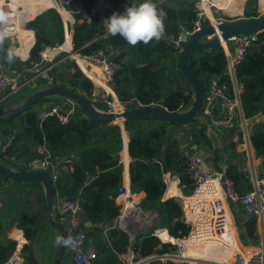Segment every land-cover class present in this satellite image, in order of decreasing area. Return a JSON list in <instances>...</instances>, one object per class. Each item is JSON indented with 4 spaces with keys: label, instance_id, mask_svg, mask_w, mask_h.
Listing matches in <instances>:
<instances>
[{
    "label": "trees",
    "instance_id": "trees-1",
    "mask_svg": "<svg viewBox=\"0 0 264 264\" xmlns=\"http://www.w3.org/2000/svg\"><path fill=\"white\" fill-rule=\"evenodd\" d=\"M78 1L81 2L83 9L81 13L76 14V23L70 27L73 50L82 55L91 54L102 46L99 36L105 33L104 20L96 7L97 0ZM110 1L112 9L106 10L107 17L114 11H122L127 2H133V0ZM171 1L176 0L158 3V7L164 8L167 12L166 31L160 41H151L146 45L143 43L131 45L123 37L112 36L108 33L106 41L113 46L114 50L119 51L115 56L119 68L112 81V87L120 101L126 104V108L141 105H162L170 111H177L184 110L191 104L193 91L190 84H188L190 89L184 88L180 84L176 85L174 78L165 72V68H155L157 60L161 59V53H164L165 50L169 52L177 50L171 46L172 41L169 40V37L178 36L182 26L192 30L198 19V10L191 1L182 0L181 7L171 5ZM47 7L51 8L46 9ZM260 7L264 9L263 6ZM7 9L12 18L10 24L15 25L21 34L32 33L34 35L33 31L29 29H33L35 32V43L30 49V55L20 65H17L15 61L8 62L4 58L7 48L5 42L0 56L13 69L24 71L26 70L24 66L32 68L35 62L40 61V52L45 46L54 47L63 43L65 31L62 17L47 0H12L11 6L9 5ZM222 10L229 14L242 11L241 8ZM246 13V18L258 16L256 11L248 10ZM28 19L32 20L23 26V23ZM203 25L208 27L209 21H204ZM177 59L178 57L175 59L176 67ZM191 64L199 76H204L207 80L217 78L228 92H232L233 84L228 73L227 54L222 45L198 50L193 54ZM235 72L237 79L243 83L241 98L245 116L253 118L258 114L264 115V31L259 33V41L249 48L245 58L236 64ZM57 77L56 82L63 85L68 84L89 98L95 89L94 82L82 72L76 63L75 71L67 82L64 81L65 74L60 73ZM42 83H45L44 80L36 83L35 86ZM31 89L33 88L26 86L21 92ZM162 97H164L163 101ZM51 98H44L31 105L23 113L3 122L7 125L2 127V133L10 136L11 134L8 133L11 129L12 132H15L11 122L16 117L20 121L21 128L14 136L10 152L16 153L19 160L30 149L28 140L34 141L36 145L45 144L53 155L72 158L73 169L61 173L55 182L56 191L60 195L80 197L84 219L87 218L94 223V227H87L84 224L83 228L88 231L86 242L96 243L100 250L96 264H120L117 252H127L130 244L129 233L123 229L112 227L108 230L109 240H106L102 235L103 240L96 241L94 235L101 236L104 227L109 226L120 215V205L116 201V196L123 181V166L119 155L122 149L121 126L110 121L85 119L78 107L67 124H61L56 116H49L41 122L38 106L43 107L44 103ZM204 119L202 116L200 119L183 124V126L190 124L195 141L212 147L213 143L205 131L207 124ZM170 126L182 125L159 120L125 121V128L130 138L129 155L132 158L129 167L131 189L133 192L144 191L146 194L142 200V206L145 209L158 210L160 212V227H166L171 235L180 237L187 235L190 227L182 218L183 211L180 203L173 198L162 199L166 191L163 174L171 172L178 176L182 183H189L190 180L187 176L188 165L183 155L184 151L180 146L181 142L176 136H170ZM251 140L256 155L263 157L264 164V121L253 124ZM23 148V152H20ZM214 151L216 150L214 149ZM10 164L21 170H29L27 163L10 162ZM239 173L234 168L230 174L235 182H238L241 177ZM5 182L6 178L0 174V186H3ZM246 185L251 188L248 184ZM32 227H22L28 238ZM164 232L165 230H161L159 237L169 240L170 237L167 238ZM245 238L247 243H254L258 239L254 219H250L245 226ZM228 239L230 241V238ZM16 243L15 240L9 238L4 242L0 241V262L13 253ZM134 243L143 254L151 253L154 250L166 252L175 249L173 244L162 243L158 237L151 234L139 233L135 237ZM230 244L231 242L224 243L209 250L204 244L190 246L189 253L203 256L204 253L218 252L220 256L224 257ZM172 264L186 263L172 262Z\"/></svg>",
    "mask_w": 264,
    "mask_h": 264
},
{
    "label": "built area",
    "instance_id": "built-area-1",
    "mask_svg": "<svg viewBox=\"0 0 264 264\" xmlns=\"http://www.w3.org/2000/svg\"><path fill=\"white\" fill-rule=\"evenodd\" d=\"M73 2V0H62L61 4L63 8H66ZM6 11L8 9L0 10V17H2L0 18V31L6 30L9 35L12 33L13 25L9 24ZM200 21L203 22L204 19L196 21V26L192 30L187 29L189 35L201 29ZM215 22L220 23L222 20ZM187 39L188 36L181 31L173 39L172 44L176 49L181 50ZM227 40L234 41V47L229 46L228 43L223 46L227 54L228 73L232 79L233 90L228 92L217 78L208 80L202 116L206 120V129L212 137H219L218 135H220L222 138L225 131L236 129L250 147L252 126L250 118H247L244 113L241 98L243 83L237 79L235 67L245 58L249 48L259 41V33L242 34ZM108 48L112 49L111 45H108ZM234 48L238 51L234 52ZM40 55V61L33 64V67L28 71L29 74L13 69L0 59V105L20 93L24 87L34 86L38 79H45L47 82L55 81V76L51 75L52 65L44 62L47 57L46 52L42 50ZM80 55L87 63L101 68L103 80L111 88L119 65L110 56L106 47L102 46L91 54ZM8 67L12 69L15 75L8 72ZM90 99L96 105L107 110L118 111L126 108V104L113 99L110 91L106 88L101 89L100 92L94 89ZM76 107L73 103L68 112H63L59 107L53 106L39 114V119L43 122L49 116H56L61 124H67L74 116ZM12 143L13 138L1 145L0 156L9 162L16 163L19 162V159L16 153L10 152ZM183 155L188 165V176L192 181V189L183 199L184 220L190 226L188 234L180 237L170 234L169 240H163L157 234L159 229H156L150 234L159 237L163 243L173 244L174 250L166 252L154 250L151 253L143 254L133 242L128 247L127 253L123 257L120 256V264H172V262L186 264H264V164L257 162L250 155L248 164L243 169V176L251 188L247 187L243 190L230 176L231 163L225 162L220 167L212 169L205 155L199 151H184ZM61 162L64 164L72 163V158L53 155L46 145L42 144L37 154L30 159L28 166L35 168L34 170L47 171L56 182L61 175ZM125 191L126 189L123 187L119 189L120 193H125ZM56 198L54 212L56 210L57 220L64 229L63 244L68 255L62 264H96L98 251L86 242L87 231L83 228L85 220L80 197H68L57 193ZM3 208L4 198L0 193V219ZM239 208L243 214L245 213L240 221V214L237 210ZM135 210L136 208L133 209L131 218L127 219L133 224H136L137 221L135 220L139 217L138 213H134ZM232 210L238 215L237 226L232 220ZM134 214L137 216L136 218ZM250 218L255 220L258 227V239L254 243H247L246 238L242 242L238 236V226L243 228ZM231 224L233 229H231ZM16 231H21L24 235L22 230L16 229ZM243 234L245 237L244 228ZM231 237L235 243L236 241L242 243L244 251L237 248L234 254L225 261H217L211 257L200 258L188 251L190 245L211 244V246L219 247L225 243L226 238ZM13 238L17 241L16 247L13 253L0 264H29L25 253L27 242L21 246L20 241L15 236Z\"/></svg>",
    "mask_w": 264,
    "mask_h": 264
},
{
    "label": "crops",
    "instance_id": "crops-1",
    "mask_svg": "<svg viewBox=\"0 0 264 264\" xmlns=\"http://www.w3.org/2000/svg\"><path fill=\"white\" fill-rule=\"evenodd\" d=\"M73 1H74L73 4L67 6L66 8L62 7L63 8L62 11H65L66 14H67L66 17H64L63 13L60 10L58 11L60 13L61 17H62V20H63L64 31H65L64 41H63V43L61 45H58V46H54V47L45 46L44 47L43 50L47 54L46 60L44 62L46 64L52 65V69H54L55 65H57L58 63L63 62L65 60V57H62L59 60H55V59L53 60L54 56H56V54H58V52H64L66 54L70 53L74 57V59L76 60L78 66L82 70V72L94 82L95 88L97 86L100 89H103V88L108 89L110 91V93H111V97L113 99H115L116 101H118L120 99H119L118 95L116 94V92L114 91V89L112 87L111 88L108 87L106 85V83L104 82L101 68L96 66V65H92L90 63H87L81 57V55L79 53L73 54V52H72V50H73V41H72L73 37H72V32H69V29H70L71 24L73 25L75 23V21H76V18H75L76 14L77 13H81L82 9H83L82 4H81L80 1H78V0H73ZM163 1H166V0H157V3L163 2ZM243 1L244 0H210L209 3L211 4V6H215V7L219 8V9L235 10V9H238V8L242 9V5L241 4L243 3ZM47 2L52 7L55 5L53 0H47ZM259 3L264 5V0H259ZM96 7L101 12L102 18L104 20V28H105V33L100 35L99 38L102 40V46L106 47L107 51L110 53V56L115 59V56L119 53V51L114 50L113 46L109 42L106 41V38L108 36V33L106 31V23H107L106 18H108L107 15H106V10L107 9H112L111 1L110 0H97ZM48 8H51V7H48ZM48 8H46V9H48ZM58 8H59V6L57 7V9ZM46 9H44V10H46ZM79 9L81 11H78ZM183 28L187 29L186 27L182 26L181 31H182ZM29 30L33 31L34 37H35L34 30H32V29H29ZM68 33H70V37H68V35H67ZM19 34L23 35L21 33H19ZM20 35H19V37H20ZM175 37L176 36H170L169 40L173 41V39ZM34 43H35V38H34ZM33 44H32V46H33ZM22 45H23V43L19 42V45L16 47V53L18 55H19V53H21L20 56L23 58V60H25L26 58L29 57L30 49H31L32 46L28 50V49H23ZM108 45H111L112 49H109ZM235 49L236 48L233 49L234 52H235ZM80 58H82L86 63L80 61ZM126 58L128 59L129 57H126ZM155 68H160L158 60H157V62L155 64ZM26 69L29 70L28 68H26ZM74 71H75V68H68L67 73H71L72 74ZM24 73L29 74V72H24ZM178 73H179V76H181V79L183 80L182 82L180 81V85L182 87H184V88H187L186 81H185L184 77L182 76V74L179 71H178ZM57 78L58 77L55 76V80H57ZM66 78L64 79L65 82L68 81V78L67 79ZM96 79H98L100 81H103V83H97ZM41 81H43V80H39L38 79L37 83H39ZM65 86H69V85L66 84ZM72 105H73V103L70 102L67 99L51 98V99H49V101H46V103H44L43 107L42 106H38V109H40L39 110V114L49 110L53 106L59 107L60 110L63 111V112H68L71 109ZM259 121H262V122L264 121V115L263 114H258L255 117L250 118V124H251L252 127H253V124L255 122H259ZM120 126H121V129H122V149L120 150L119 155H120L121 163H122V166H123V181H122V184L119 187V189L121 187H123V189H126V191H125V193H120L119 189H118V194L116 196V201L120 205V215L109 226L106 225L104 227L103 233L101 234L100 237H97L99 235L95 234L94 235V236H96L95 239H96V241H99L98 238L100 240H103L102 239V235H103L106 240H109V232H108V230L110 228H112V227H115V228H120V229H123V230L127 231L129 233V236H130V244H129V246L131 244H133V242L135 241V237L139 233L134 235L132 233V231H128V230L125 229V225H126L127 219L131 218L132 211L135 208H136V210H135L134 213H138L139 214L138 215L139 217L135 216V214H134V217L135 218L137 217L136 220H135V221H137L136 225L139 224L141 227H150L154 223V220L157 219V221H158V228L157 229H159L157 231L158 236H160L159 234H160L161 230H165L164 234H165V236L167 238H169L170 237L169 229L166 228V227H160V212L158 210H154V209H150V208H146L145 209L142 206V200L145 197L146 193L144 191L133 192L132 189H131V179H130L129 167H130V162H131L132 158L129 155V149H128L130 138H129L128 131L125 128V124L121 123ZM170 127H176V126H170ZM182 127L183 126H178V130H179L178 132L181 133V134H184L183 143L180 144L181 149L183 151H199L200 153L205 155L206 160L208 161V163H209V165H210V167L212 169L220 167V165L222 163H225V162L231 163L232 167H231L230 174L232 173L234 168H236L240 172L239 174H241V177H240V179H238V182H235V180L233 179L234 182L237 184V186L243 188V190L245 188H247V185H246L247 183H246V180H245V178L243 176V169L247 166L248 161L250 159V155H251L252 158H256L257 162L263 163V157L256 155V151H255V148L253 146V143L251 144L252 140L250 141V147H248L247 142L242 138V136L239 133V131L236 130V129H232L231 131H227V132L225 131V133L223 134L222 138H220V135H218L220 141L215 143L214 142L215 141V137H212V135H209V132L206 129L207 136L209 138L211 137V139L213 141L212 142L213 143L212 147H209L207 144H199L198 142L195 141V135L192 134L191 128H190V131L188 133H185V131L182 130ZM252 127H251V131H252ZM0 137L2 138V140H4V138H5L4 142H7L8 138H9V135H5L1 131L0 132ZM30 141H32V140H28L27 141L29 146H31V142ZM1 142H0V147L2 145ZM40 146H41V144L36 145L34 143L33 148H32V146L29 147V148H32L33 149L32 151H34V152L31 153V154H28L26 152L24 154L25 157L23 156L22 158H20L18 163H24V164L27 163V165H28L30 159H32L37 154L38 150L40 149ZM203 146H206V148H202ZM213 146L216 147L215 148L216 151H211V148H213ZM23 150H24V148L21 149L20 152H23ZM66 157H69V156H66ZM60 169H61V173L63 171H67L68 172V171L73 169V165H72V163L64 164V163L61 162ZM172 175L173 174H171V172H166V173L163 174L164 182L166 183V191H165L164 196H163L162 199L165 200V199H168V198H173V199L177 200L180 203V205H181V208H182V211H183L182 218L184 220V203H183V199H184L185 195H187L191 191V189H192V181H191L190 177L188 176V173H187V176H188V178L190 180L189 183H182L181 179L178 176L173 175V176L176 177V178H173ZM177 179H179V180H177ZM15 183H18V182H11L9 184V186L12 185V184H15ZM18 184L21 185V183H18ZM23 184H25V183H23ZM32 184H34V183H32ZM20 185H17L18 188H22V187H20ZM35 185L36 184H34V186ZM3 186L5 187V184ZM181 186L183 187L182 189H181ZM188 187H189V189H188ZM34 189H35V192H37L39 194V197L40 196L44 197V191H43L42 185L39 186V187L35 186ZM183 192H185V194H183ZM135 195H137V197H135ZM126 201H129V202H126ZM43 202H44V199H43ZM43 202H42V206H43ZM42 206H41V208H42ZM237 210H238V213L240 214V218H239V221H240V219L243 218V215H245V213L243 214V211H241L240 208L237 209ZM12 213H10L8 211H4V213L2 214V217L0 219L2 221L5 220L4 222L6 224L5 225L6 227L3 226V228L0 229V241L1 242H4L8 238L13 239L15 230L16 229H20V228L14 226L15 224H14V222L12 220V217H13ZM56 213L57 212L55 210L54 215ZM123 214H124V216L121 217ZM56 219H58V218L56 217ZM250 219H252V218H250ZM84 220L86 222L88 219L86 218ZM8 222H10V224H8ZM0 225H2V224H0ZM245 226L243 227L244 228V233H245ZM49 227H50V229H52V235L55 236L56 230L53 229V227H51L50 224H49ZM233 228L234 227L231 224V229H233ZM151 232L144 233V234H150ZM257 232H258V227L256 226V233ZM22 238L23 239L21 241V239L17 237V239L20 241V244L22 242L24 243L23 240L26 239L24 237V235H22ZM13 240H15V239H13ZM230 242L231 243H235L232 237L230 238ZM225 243H229V239H226ZM87 244L90 247H94V248L97 249L98 257H99L100 256V250L96 246V243L95 244H89L87 242ZM236 244L238 245L239 249L244 251V248L242 247L243 246L242 244H240L238 241H236ZM204 246L206 247L207 250L213 249V247H214V246H211V244H204ZM117 253H119V252H117ZM125 253H127V252H123L120 255L117 254L118 255V259L120 260V263H121V257H123L125 255ZM197 257H201V256H197Z\"/></svg>",
    "mask_w": 264,
    "mask_h": 264
},
{
    "label": "water",
    "instance_id": "water-1",
    "mask_svg": "<svg viewBox=\"0 0 264 264\" xmlns=\"http://www.w3.org/2000/svg\"><path fill=\"white\" fill-rule=\"evenodd\" d=\"M57 4L55 0V5ZM48 8V7H47ZM202 26L203 22L200 21ZM264 31V16L253 18H244L238 21H222L220 23L212 22L208 27L202 26L201 29L189 35L187 29L183 28L182 32L188 36L183 48L179 51L177 59V68L190 84L193 95L192 101L188 108L184 110L170 111L162 105H141L133 108H124L118 111L104 109L96 105L92 99L84 96L75 88L65 86L56 81L45 82V87L40 84L36 88L24 91L21 94L11 98L7 102L0 105V124L11 119L17 114L23 113L36 102L49 97L67 99L74 103L83 117L93 121H110L116 124L121 122L125 124L126 120H159L171 122L179 125L187 124L194 119H200L203 113L205 97L208 89V80L204 76H199L195 68L192 67L191 58L194 53L200 49L213 48L222 45L223 41H227L230 37L248 33H260ZM4 47V42H0V52ZM238 50L235 49V52ZM8 72L15 75L10 67ZM100 92V88H95ZM164 100V97L161 99ZM20 101V102H19ZM19 102V103H18ZM0 174L6 178L5 186L11 182L18 183H40L44 191V202L36 222L31 228L28 241L25 247L27 262L29 264H44L39 261L35 255V243L42 223L47 220L48 223L56 230L55 252L52 264H62L67 258L66 250L63 244L64 229L59 224L54 215V204L57 199V191L55 182L47 171L43 170H21L12 165H8L1 161L0 158ZM4 186H0V190ZM87 227H94L91 220L85 222ZM158 228L157 219L150 227H141L127 221L125 229L132 231L134 235L137 233H148ZM238 236L243 242L245 240L243 228L238 226Z\"/></svg>",
    "mask_w": 264,
    "mask_h": 264
},
{
    "label": "rangeland",
    "instance_id": "rangeland-1",
    "mask_svg": "<svg viewBox=\"0 0 264 264\" xmlns=\"http://www.w3.org/2000/svg\"><path fill=\"white\" fill-rule=\"evenodd\" d=\"M61 1L62 0H56V2L58 4L54 5L53 7L55 9H57V7L59 5V8L57 9V11L60 10L61 12H63L62 11L63 8H62ZM168 1L170 2V0H168ZM181 1L182 0L171 1L170 4L175 6V7H181L180 6L181 5L180 4ZM189 1L194 3L196 9L198 10V19L196 21L204 19V21L208 20L209 24L214 22V21H219V20H222V21H233L234 22V21H238V20L244 19L246 17V15H247L246 12L248 10L256 11L258 16H264V9H262L260 7L261 5L262 6H264V5L259 3V0H244L243 3L241 4L242 5V11L241 12L237 11L234 14H229V13L223 11L222 9H219V8H217L215 6H211V10H212V14H213L214 20H212L210 18L209 14L204 9V7H203L204 6L203 5L204 4V0H189ZM209 1L210 0H208V2ZM11 3H12V0H4V3H0V9L5 11L9 5L11 6ZM34 18H32V19H34ZM7 19L12 20V18L10 17L8 12H7ZM32 19H28L27 21H25L23 23V26H25L27 24V22L32 20ZM196 21H195V26H196ZM204 21H203V23H204ZM75 23H76V21H75ZM73 25L71 24V26H73ZM202 26H204V25H202ZM12 32L21 33L20 31L17 30L15 25H13ZM69 32H72L71 28L69 29ZM19 38L20 39H17L15 34H12V33L7 35V37L3 41L4 44H5V42L7 43L6 51H7V49L9 47L13 48L16 51V47L19 45V42L23 43V45H22L23 49H28L29 50L30 47L32 46V44L34 43V38L35 37H34V35L32 33H30L28 35H25L23 33V35H20ZM227 43L229 44V46H233L234 45V41L233 40H229V41L227 40V41L223 42L222 47L225 44H227ZM171 46L174 49H176L173 46V44ZM72 52H73V54H76L74 52V50H72ZM179 53L180 52L178 51V49L175 52H169V51L165 50L164 53H161L162 56H161V59L159 61L160 68H165V72L168 73L169 75H171L172 78H174V80L176 82L175 83L176 85L180 84V81L181 82L183 81L181 79V76H179V73H178V71L176 69V63H175V59L178 57ZM20 55H21V53H19V55L17 54L16 57L14 58V60H13V61H15L17 63V65H20V64L24 63L28 59V58H26L25 60H23V58ZM62 57H65V60L63 62H60L57 65H55V68L51 70V75L58 76L61 73L63 75L65 74L66 77L68 79H70L72 77V74L71 73H67V69L68 68H75V63L77 64V62H76V60L74 59V57L70 53L66 54L64 52H58V54H56V56H54L53 60L54 59L55 60H59ZM0 59L3 60V58L1 56H0ZM6 64L9 65L8 63H6ZM71 65H74V66H71ZM24 68L26 69L27 67L24 66ZM28 69L30 70L31 68H28ZM29 70L26 69L24 71L28 72ZM43 80H44V82H47L45 79H43ZM42 85L45 87L46 84L43 83ZM34 86L29 85V87L36 88ZM186 86H187L188 89H190V86L188 85L187 81H186ZM21 93L22 92L14 95L13 97H15V96H17V95H19ZM47 101H49V100H47ZM11 124H13L15 132H12V129H11V131L8 133V134H11L9 136L8 140H10L12 138L14 140V138H15L14 136L19 132V130L21 128L20 121L16 117L14 118V120H12ZM4 125H7V124L6 123L0 124V132L2 131V127ZM190 128L191 127H190V124H189L187 126H183L182 130L185 131V133H188L190 131ZM169 129H170V136L171 137H175L176 136V138H179L180 142L183 143L184 134H181V133L178 132L179 131L178 130V126L169 127ZM210 139H211V137H210ZM4 140H5V138H4ZM4 140H2V138L0 137V142L2 141L1 142L2 145H4V143H7V142H4ZM211 141H212V139H211ZM218 141H220L219 137L215 136V141L214 142L217 143ZM30 142H31V146L33 148L34 142L33 141H30ZM31 146H29V147H31ZM32 148H30V150L27 151L28 154H31V153L34 152V151H32L33 150ZM202 148H206V146H203ZM215 148L216 147L213 146V148H211V151H214ZM0 158H1V161H3L4 163H6L8 165H11L10 162L5 160L3 157L0 156ZM255 160H256V158H255ZM34 169L35 168H32L31 166H29V170H34ZM172 177L176 178L173 175H172ZM177 180H179V179H177ZM34 184H36L35 185L36 187L41 186L40 183H38V184L34 183ZM34 184H32V183H26V184L21 183V185H20L18 183H15V184H12L10 186L9 185L5 186L3 188L4 190L2 189L0 191L1 195H3V198H4V208L2 210V214L4 213V211H8L10 213L13 212L12 213V216H13L12 220H13V222L15 224L14 226L20 228V230L23 231L24 237L27 239V241H28V237L26 236L25 231H24V229L22 227H30V226L34 225V223L36 222V220L38 218V214H39V212L41 210L42 202H43V199H44V197H41V196L39 197V194L37 192H35ZM17 185H20V187H22V188H18ZM182 188L183 187L181 186V189ZM183 194H185V192H183ZM231 212H232L231 216H232L233 223H234L235 226H237L238 215L236 214V212L234 210H232ZM55 216H56V214H55ZM4 221L0 220V222L2 224V225H0V229H2L3 226L6 227L5 226L6 224H5ZM97 237H100V235L97 236ZM9 239H11V238H9ZM13 239H15V238H13ZM98 240H100V239L98 238ZM55 245H56L55 236L52 235V229H50L47 220H45L42 223L41 228L39 230V233H38V236H37V240H36V243H35V248H34L35 255L39 259V261L43 262L44 264H52L53 263V259H54Z\"/></svg>",
    "mask_w": 264,
    "mask_h": 264
},
{
    "label": "clouds",
    "instance_id": "clouds-1",
    "mask_svg": "<svg viewBox=\"0 0 264 264\" xmlns=\"http://www.w3.org/2000/svg\"><path fill=\"white\" fill-rule=\"evenodd\" d=\"M166 17V10L158 7L157 0H133L131 3L127 2L122 11H114L106 18V31L112 36L123 37L128 44L146 45L164 37ZM7 35L6 30L0 31V42L4 41ZM16 55V51L9 47L4 58L12 62Z\"/></svg>",
    "mask_w": 264,
    "mask_h": 264
},
{
    "label": "bare ground",
    "instance_id": "bare-ground-1",
    "mask_svg": "<svg viewBox=\"0 0 264 264\" xmlns=\"http://www.w3.org/2000/svg\"><path fill=\"white\" fill-rule=\"evenodd\" d=\"M53 2L55 3V0H53ZM0 3H4V0H0ZM204 6V9L206 10V12L209 14V16H210V18L212 19V20H214V17H213V14H212V10H211V4H209V2H208V0H204V4H203ZM1 10V9H0ZM63 13V15H64V17H66L67 16V14H66V12L65 11H63L62 12ZM8 22H9V24L11 23V20H9L8 19ZM12 34H15V36L17 37V39H19V33H17V32H12ZM68 35V37H70V33H68L67 34ZM223 42H225V41H223ZM80 61H82V62H84V63H86L82 58H80ZM96 81H97V83H103V81H100V80H98V79H96ZM14 236L17 238H20L21 239V241H22V232L21 231H15L14 232ZM26 239H24L23 241H24V243H26L27 242V240L25 241ZM240 244H242L240 241H238ZM23 242L20 244L21 246L24 244ZM190 246H198V245H190ZM189 246V247H190ZM189 247H188V251H189ZM238 248V245L236 244V243H231L229 246H228V248H227V250H226V252H225V256L224 257H222V256H220L219 255V253L218 252H213V254H210V253H204V255L203 256H201L200 258H209V257H211V258H213L214 260H217V261H225L227 258H230L233 254H234V252L236 251V249Z\"/></svg>",
    "mask_w": 264,
    "mask_h": 264
}]
</instances>
